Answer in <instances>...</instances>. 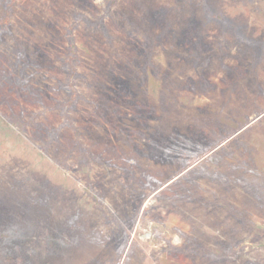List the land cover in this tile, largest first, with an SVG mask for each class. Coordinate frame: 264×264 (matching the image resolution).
<instances>
[{"label": "rangeland", "instance_id": "1", "mask_svg": "<svg viewBox=\"0 0 264 264\" xmlns=\"http://www.w3.org/2000/svg\"><path fill=\"white\" fill-rule=\"evenodd\" d=\"M0 264H264V0H0Z\"/></svg>", "mask_w": 264, "mask_h": 264}]
</instances>
